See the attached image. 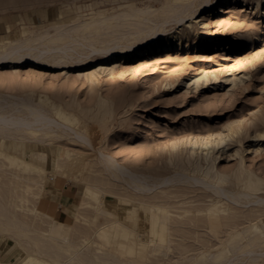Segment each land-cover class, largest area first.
Returning a JSON list of instances; mask_svg holds the SVG:
<instances>
[{"label": "rangeland", "instance_id": "1", "mask_svg": "<svg viewBox=\"0 0 264 264\" xmlns=\"http://www.w3.org/2000/svg\"><path fill=\"white\" fill-rule=\"evenodd\" d=\"M151 30L172 46L141 56L130 46ZM59 34L67 42L50 49ZM28 40L39 61L0 66V104L25 100L62 124L0 134L46 170L42 181L0 155V209L29 230L32 253L35 240H70L109 264H264V0H0V50ZM88 183L98 200L84 202ZM65 184L78 198L61 220L50 189ZM141 200L169 210L168 230ZM218 200L229 210L214 228ZM12 238L0 232V264L27 257Z\"/></svg>", "mask_w": 264, "mask_h": 264}, {"label": "bare ground", "instance_id": "2", "mask_svg": "<svg viewBox=\"0 0 264 264\" xmlns=\"http://www.w3.org/2000/svg\"><path fill=\"white\" fill-rule=\"evenodd\" d=\"M206 1L208 2V0H206ZM205 3L206 2H204V4ZM203 8H201V10ZM177 10H179V8ZM140 19H141V17H140ZM181 20H183V19H181ZM90 25H91L90 22H86V23L81 24L80 28L82 27V28L86 29ZM165 32L166 31L161 32V33H165ZM157 35H159V34L151 30V31H149V33L147 35H145L143 38H141V40L136 42L135 45L133 44L132 46H130V48L136 46L137 47L136 52L141 56L142 55L145 56L146 54L157 52L162 47H169V49H170V47L172 46L170 43V40H167V41L163 40L162 38L164 36L163 37L161 36L162 40H158L156 38ZM39 40H42V38ZM33 42H34L33 40H31V41L28 40L26 42H22L19 44L18 43L17 44H10L8 47L1 49L0 50V66H4L6 64L16 65V64H20V63H22V64L23 63H29V64L37 63L39 61L38 60L39 56L35 52V50H37L38 47H35ZM66 42H67V36L64 34H59L56 38L51 39L50 41L46 42L45 44H47V43L52 44V45H50L51 46L50 49H54L55 47H53V45H56L59 43L64 44ZM111 52L112 53L115 52L113 47L106 50L107 54L111 53ZM8 108H11V110ZM21 108L26 109L24 113H21V111L23 110ZM57 115H58V118L61 120V122H63V125H65V126H67L66 124H72L74 121L73 116L70 113H68L66 110H64L63 108H61L57 111ZM27 117H30V120L26 119ZM54 122L59 126L62 125L61 123L60 124L57 123V121L51 119L47 115L42 114L38 108H36L33 105H30L25 100L24 101L22 100L21 102L14 101V100H12V101L5 100L4 104H0V134L3 136H5V135L6 136H13L14 139H16L15 137H19V133H21V132H25V133L30 132L32 134L38 135V133H41L42 131L45 132V136H50L54 132V130L49 128V126H50V124H52ZM3 136L2 137L0 136L1 137V139H0V155L1 156H3V157H5V158H7V159H9L15 163H19L20 165H22L24 167L25 170L38 171L40 173V175L42 176V181H43V179L47 178L45 175L46 170L44 168H42L41 166H39V164H36L34 162H30V161L22 158L17 151H10L8 146H7L8 142L6 143L5 137H3ZM78 136L83 138V136L80 133H78ZM83 139H85V138H83ZM19 141H21V140H19ZM224 142H225V139L220 138L217 142H215V146L223 144ZM205 146L207 147L208 145L206 144ZM210 148H213V147H210ZM210 148H207L208 152L206 154V157H208V155L210 154L209 153ZM70 159H71V162H73V163H76V161H77L76 158H73V157H70ZM111 164L113 165V163H111ZM191 165H194V164L191 163ZM80 168L81 167H79V169L77 168L78 172H82L83 169H80ZM124 171L128 174V176L130 178V179L128 178L127 181H131L132 183H134L136 189H142L143 188L144 190L146 189L147 192L148 191L151 192L153 190L148 185L144 186L143 182L141 180H138L137 178L133 177L134 176L133 173H131L125 169H124ZM195 171H196V168H195ZM118 172H119L117 174L118 176H122V175L124 176L123 172H121V171H118ZM195 179H196V177H195ZM42 181H41V184H42ZM168 182H169V179L164 180L162 182V184H167ZM96 188L97 187H95L94 185L89 184V183L85 186L84 195H83L84 202H89L90 199L98 200L99 194L97 193ZM249 189L251 190V192L252 191L256 192V191H259L261 188H260V185H258L256 181L252 180L250 185H249ZM138 202L140 203L141 208L144 210V212L150 211L152 218L161 222V226H162L163 230H165V231L168 230L169 220H170V212L166 207H162L160 205L158 208L153 207L152 204L147 202L146 200H141ZM50 203H51L50 208L53 210L52 211V213H53L56 209L55 204H54V203H56V201L53 200ZM223 204L224 203L222 202V200H218L217 203H215L212 207H210L208 209L209 215L214 217V219H213V222H215V224H213L214 228H215L216 223L219 222V215L221 213H226L229 210L227 208V206L222 207ZM57 207H59V206H57ZM99 208H103V206H101L100 203H99ZM113 209H114V207H113ZM4 210H5V212L2 209H0V217L6 216L7 218H6L5 222L0 221V232L10 233L11 237H13L12 239H16L18 241L19 245L27 252V257L22 261V264H102V262L109 264L111 262H114L113 260L105 259V258L97 255L96 253L94 256L90 255L91 253H90L89 249L85 250L84 252H80L79 247H84V246H82L80 244L76 245L74 241H70V240H63L62 243L58 242V241L35 240V243H33V244H35V247L33 246L35 249L33 250L34 253H32L30 251L31 249H33L30 247L31 242L24 241V239H23V235H24L23 233H25V231H29V230L24 228V226L19 224V222L14 220L10 215H7L6 214L7 211L5 208H4ZM42 215L44 217H51L50 213L48 211H45V210L42 213ZM209 218H211V217H209ZM220 218H221V216H220ZM121 223L126 228V232H127L126 234H134L136 236L137 242H140V243H143L144 245H146L145 248L147 250L148 243L145 241H142L141 239L138 238V237H140V234H139V231L136 230L137 228L135 229V227L133 228L130 225H128L122 221H121ZM211 224H212V222H211ZM50 232L52 233L53 231L51 230ZM256 232H257V230H256ZM55 233L58 234V233H61V231L55 232ZM259 233H262V232H259ZM25 235H27V234H25ZM168 236H169V234L166 233V235L164 236L165 238H161L159 244L167 246L168 245ZM28 238L31 239L34 237L28 236ZM238 238H239V234L235 237V240ZM150 242L151 243L155 242V240L153 238H151ZM121 247L123 248V250L127 249L124 246H121ZM155 250L156 249L154 248V251ZM115 260H116V258H115ZM100 261H102V262H100Z\"/></svg>", "mask_w": 264, "mask_h": 264}, {"label": "crops", "instance_id": "3", "mask_svg": "<svg viewBox=\"0 0 264 264\" xmlns=\"http://www.w3.org/2000/svg\"><path fill=\"white\" fill-rule=\"evenodd\" d=\"M51 190L52 198L58 202L56 216L61 220L70 217L74 204L77 202L78 194L73 188L65 184L63 187L58 188L55 185Z\"/></svg>", "mask_w": 264, "mask_h": 264}]
</instances>
